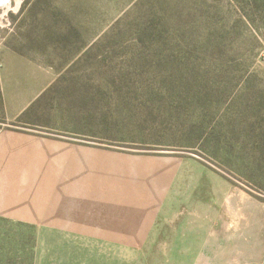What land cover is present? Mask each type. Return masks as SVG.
I'll list each match as a JSON object with an SVG mask.
<instances>
[{
	"label": "rangeland",
	"instance_id": "rangeland-1",
	"mask_svg": "<svg viewBox=\"0 0 264 264\" xmlns=\"http://www.w3.org/2000/svg\"><path fill=\"white\" fill-rule=\"evenodd\" d=\"M4 10L0 72L44 67L56 77L12 126L119 154L124 186L137 177L136 195L159 201L165 223L195 209L201 183L215 178L264 203V0H10ZM4 112L0 90V127ZM133 160L144 162L136 173ZM183 177L197 186L191 195ZM37 239L34 227L0 219V264H33ZM184 252L128 257L183 264Z\"/></svg>",
	"mask_w": 264,
	"mask_h": 264
},
{
	"label": "crops",
	"instance_id": "crops-1",
	"mask_svg": "<svg viewBox=\"0 0 264 264\" xmlns=\"http://www.w3.org/2000/svg\"><path fill=\"white\" fill-rule=\"evenodd\" d=\"M33 69L4 65L0 72L9 123L0 127V219L34 227L33 264H133L128 249L147 247L183 249V264H264V203L222 178L201 183L198 206L165 223L159 201L136 195L137 177L129 189L124 186L120 172L128 162L119 154L12 126L55 81L48 68ZM143 163L133 160L129 167L136 173ZM169 180L174 184L175 178ZM182 181L185 195L196 191L190 177ZM82 233L121 236L95 240Z\"/></svg>",
	"mask_w": 264,
	"mask_h": 264
},
{
	"label": "bare ground",
	"instance_id": "bare-ground-1",
	"mask_svg": "<svg viewBox=\"0 0 264 264\" xmlns=\"http://www.w3.org/2000/svg\"><path fill=\"white\" fill-rule=\"evenodd\" d=\"M9 3H10V0H0V7H4V9L6 10V7L7 8L9 7Z\"/></svg>",
	"mask_w": 264,
	"mask_h": 264
},
{
	"label": "trees",
	"instance_id": "trees-1",
	"mask_svg": "<svg viewBox=\"0 0 264 264\" xmlns=\"http://www.w3.org/2000/svg\"><path fill=\"white\" fill-rule=\"evenodd\" d=\"M44 96V95H43ZM26 113H23L20 117H19V119H22V117H24V115H25ZM18 123H20V121H17Z\"/></svg>",
	"mask_w": 264,
	"mask_h": 264
}]
</instances>
